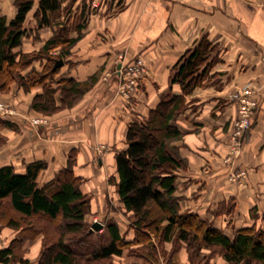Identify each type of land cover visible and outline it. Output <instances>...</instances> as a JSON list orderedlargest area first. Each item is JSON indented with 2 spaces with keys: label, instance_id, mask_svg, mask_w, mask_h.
Wrapping results in <instances>:
<instances>
[{
  "label": "crops",
  "instance_id": "0c3cea01",
  "mask_svg": "<svg viewBox=\"0 0 264 264\" xmlns=\"http://www.w3.org/2000/svg\"><path fill=\"white\" fill-rule=\"evenodd\" d=\"M105 1L91 0L102 10L106 8ZM117 1L121 2L118 8ZM7 2L12 3L11 8ZM110 3L113 12L89 14L81 29L82 37L58 74L78 80L97 76L79 102L54 113L48 123L34 124L33 117L25 113L31 103L30 92L13 85L8 93L0 94V98L6 95L16 103L17 114L10 116L18 125V129L3 130L7 142L0 149V166L13 164L17 171L24 172L27 163L46 160L47 168L39 175L43 182L62 169L68 152L77 148L75 170L84 177L82 190L91 197V218L104 224L115 219L126 238L133 239L134 230L130 228L117 186L109 181L110 177L118 176L116 152L121 148L117 145H127L126 133L133 119L147 116L165 93L182 92L180 84L172 83L175 64L183 53L207 37L215 47L211 54L215 61L202 84L184 94V105L175 121L184 132L187 146L183 155L188 159L187 168L177 171V194L183 196V209L199 213L230 235L245 225L260 226L264 220V0H110ZM0 9L2 14L13 18L14 0H0ZM64 18V13H60L55 23L40 27L34 8L24 24L27 34L16 50L39 49ZM78 33L75 25L70 34L75 37ZM137 55L145 58L148 72L136 94L126 99L118 95L117 68ZM106 71L111 74L105 76ZM241 89L248 90L245 96L255 105L239 151L233 152L232 132L240 118L241 104L232 95ZM33 90L35 93L42 89ZM100 143L112 148L100 154L97 149ZM241 172H245V177H236ZM14 236L15 233L0 231V249ZM32 242L26 241L25 246ZM173 258V264H192L185 248ZM114 261L164 264L160 256L159 262L153 263L143 255L126 251L115 255ZM212 262L220 264L224 259L214 258Z\"/></svg>",
  "mask_w": 264,
  "mask_h": 264
},
{
  "label": "trees",
  "instance_id": "16d2710c",
  "mask_svg": "<svg viewBox=\"0 0 264 264\" xmlns=\"http://www.w3.org/2000/svg\"><path fill=\"white\" fill-rule=\"evenodd\" d=\"M62 3L63 0H14L13 18L0 9V91L8 90L14 81L26 90L40 87L31 107L45 114L71 107L97 81L95 75L86 80L58 76L72 47L82 37L81 29L88 20L85 6L76 24L77 36L70 34L74 21H58L53 36L39 49L16 50L27 34L24 24L28 14L35 8L38 25H52ZM57 48L58 53H54ZM214 49L203 37L180 56L172 83L180 84L182 92L165 93L147 116L133 119L126 133L127 146L116 152L118 176L111 180L129 216L133 239L126 238L115 219L106 221L101 229L93 228L94 222L89 219L93 214L91 197L82 190L84 177L75 170L78 149L72 148L66 165L43 182L39 175L47 168L46 160L27 163L24 172L17 171L13 164L0 166V206H8L17 215L9 217L0 212V222L19 230L0 249V262L31 264L24 256L25 242L43 234V250L36 264H116L115 255L136 245L141 247L136 254L157 263L156 246L145 245L153 235L162 242H184L193 264H214L216 255L224 259L220 264H264L263 227L253 223L230 235L199 213L183 209V196L177 194V171L187 168L188 159L176 144L184 132L175 121L182 111L184 94L202 84L207 76L215 61L211 58ZM59 59H64V64L55 68ZM35 60L43 61L40 68L33 65ZM11 117L0 114V127L18 129ZM198 259L201 261L196 263Z\"/></svg>",
  "mask_w": 264,
  "mask_h": 264
},
{
  "label": "rangeland",
  "instance_id": "374dc122",
  "mask_svg": "<svg viewBox=\"0 0 264 264\" xmlns=\"http://www.w3.org/2000/svg\"><path fill=\"white\" fill-rule=\"evenodd\" d=\"M117 2L118 3L115 6L116 8L120 7V4H121L120 1H117ZM97 3H100V2H97ZM105 4H106L105 5L106 8L104 10H102V8H101L100 5L94 6L93 5V2H89L87 0H63L62 9H61V12L60 13H64V15H65V18H64L63 21L64 22L65 21L66 22H70V24L73 21L72 18L74 16H76V18L74 20V23H75L74 25H76L79 21H81L80 14H81V8H82V6H85L86 7V9H87L86 15H88V18H89V14L91 15L92 13H98L100 11L101 12L102 11L103 12H107V13L113 12V9L110 8V4H111L110 3V0H106L105 1ZM6 5H8V8L9 7L10 8L12 7V3L11 2H7ZM70 17H71V19L69 20ZM58 51L59 50L57 48L54 51V53H58ZM140 56L141 55H137L136 57L132 58L130 61H133V60H135L136 58H138ZM42 62L43 61H41V60H35V62L33 63V65H35L36 67L40 68ZM110 73H111V71H106L105 72V76L109 75ZM13 85L17 86L18 88L23 89L25 92H30L32 94V98H31V103H32L33 97L36 94V92L34 93V90H33L34 88L31 89V90H26L23 87H21L16 81H14L11 84V87H9L8 90L0 91V94H2V93H8L12 89ZM56 95H60V92H57ZM118 95L123 96V95H121V92H118ZM131 98H129V99H131ZM31 103H30V107H28V109H25L24 108L25 110H27V111H25V113H27V114H29V115H31L33 117V120L32 121L39 119V120H41L44 123H48L49 120L52 118V116H53L54 113L59 112L61 110H64L66 108H71L73 106L72 105L71 107H64L63 109H60L58 111H55L54 113H51V114H45V113H41V112L36 111L35 109H33L31 107ZM60 103H61V101L58 98L57 99V104H60ZM0 105L3 106V107H5L9 111H12L11 112L12 113L11 115L17 114L16 103L14 102L13 98L5 95L3 98H0ZM5 115H7V114H5ZM4 128L5 127H3V126L0 127V149L3 147V144L5 142H7V136L3 133ZM176 144H178L180 146V151L183 154L184 148L187 146V144L185 143L184 137L182 139L176 141ZM126 146H122V144H120L119 146L117 145V148L123 149ZM99 147L101 148L100 154L101 153L103 154V152L107 151V149L112 148V146L111 147H108V145L106 146V144H104V143H100L99 144ZM112 179H114V177H112ZM109 181H110V183H115L114 181L111 180V177L109 178ZM0 212H3L2 213L3 215H7L9 217H17V215L8 206L7 207L6 206L3 207L1 205L0 206ZM130 218L132 219V217H130ZM89 219L94 222V219H92L91 216L89 217ZM34 220L39 221L38 219H34ZM103 224H104V222H103ZM260 226L264 228V220H261L260 221ZM0 231H1V233H4V234H6V233L7 234L8 233H15V235H17L19 230H16V229H14L12 227H9L7 225L3 226L2 223L0 222ZM42 238H43V234H39V235L36 236L35 239H33L34 242L29 243L27 247L26 246L24 247L25 248L24 256L25 257H27V255L30 256V259L28 257L27 258L30 260L31 264H34L35 262L38 261V258L40 256V253L43 250ZM1 244H2V241H0V245ZM151 244H153V245L156 246L155 247V251L163 259V263L164 264H173V262H174L173 256L177 252H179L181 249H183V248L186 249L187 254L189 256V252L187 250V246H186V244L184 242L183 243H179L178 245L175 244V242H173V241H171V242H162L159 238H157L156 236L153 235V236H151V240L147 241V244H145V245L146 246H148V245L151 246ZM136 247L137 248H135V246H133L132 248L131 247H127V248L124 249V251H126L128 254H136V252L138 253V251H140V249H141L140 245H136ZM219 257H221V256L216 255L214 258L215 259H219ZM189 259L191 260L190 256H189ZM198 261H201V260L198 259L195 262L197 263ZM16 263H18V262H15V263H12V264H16ZM191 263L193 264L192 261H191Z\"/></svg>",
  "mask_w": 264,
  "mask_h": 264
},
{
  "label": "built area",
  "instance_id": "2783aa9c",
  "mask_svg": "<svg viewBox=\"0 0 264 264\" xmlns=\"http://www.w3.org/2000/svg\"><path fill=\"white\" fill-rule=\"evenodd\" d=\"M119 83L118 92H121L126 99L131 98L136 94V91L140 85L141 79L146 76L148 72L147 64L144 57L140 56L133 61L122 63L117 68ZM111 74V73H110ZM109 74V75H110ZM248 93L247 89L237 90L233 93V98L237 99L241 104L240 118L235 122V126L232 132L233 140V152H238L241 146V138L244 132L250 127V116L254 107V102L247 98L245 95ZM12 111H9L5 107L0 105V114L11 115ZM34 124L44 123L41 120H34ZM101 152V148H97ZM235 174H233V177ZM237 176L245 177V172L237 174Z\"/></svg>",
  "mask_w": 264,
  "mask_h": 264
},
{
  "label": "water",
  "instance_id": "95a60500",
  "mask_svg": "<svg viewBox=\"0 0 264 264\" xmlns=\"http://www.w3.org/2000/svg\"><path fill=\"white\" fill-rule=\"evenodd\" d=\"M64 64V59H59L56 61L54 67L57 68L59 66H62ZM104 226V224L100 221H95L94 222V225H93V228L95 229H101L102 227Z\"/></svg>",
  "mask_w": 264,
  "mask_h": 264
}]
</instances>
